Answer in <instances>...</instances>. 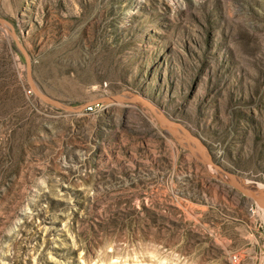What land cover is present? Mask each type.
<instances>
[{
  "label": "rangeland",
  "instance_id": "1",
  "mask_svg": "<svg viewBox=\"0 0 264 264\" xmlns=\"http://www.w3.org/2000/svg\"><path fill=\"white\" fill-rule=\"evenodd\" d=\"M181 127L264 185V0H0V264H264Z\"/></svg>",
  "mask_w": 264,
  "mask_h": 264
},
{
  "label": "water",
  "instance_id": "2",
  "mask_svg": "<svg viewBox=\"0 0 264 264\" xmlns=\"http://www.w3.org/2000/svg\"><path fill=\"white\" fill-rule=\"evenodd\" d=\"M25 58L27 61V73L28 76L30 77L31 75V63L30 60L27 56L26 51L20 47ZM36 92L44 99H46L47 101H49L52 105L56 106L57 108L65 111V112H69V113H78L81 112L83 109H85L87 107V104H82V105H78V106H71V105H67L64 104L62 102H60L57 99L51 98L50 96H47L45 94H42L40 92L37 91V89H35ZM110 99H113L115 101H119V96L117 97H112ZM138 99V98H136ZM128 101H133V98H130ZM145 105L149 106L150 110L161 120L165 121V119L160 116V114L151 106L149 105L147 102H145ZM167 121V120H166ZM182 130H184L186 137L184 138L186 140L187 143V148L188 150L196 157H198L206 166H210L212 169H214L218 175H220L224 181H226L231 187L235 188L236 190H238L239 192H241L243 195H245L249 200H251L253 203H255L258 207H260L262 210H264V189L258 190L256 189L255 185H247V184H240L236 178L233 176L232 173L228 172L227 170H225L224 168H222L220 165L211 162V159L208 155L203 154L201 152V150L197 147L196 143L193 140V136L190 134V132L181 127ZM255 188V189H254Z\"/></svg>",
  "mask_w": 264,
  "mask_h": 264
},
{
  "label": "bare ground",
  "instance_id": "3",
  "mask_svg": "<svg viewBox=\"0 0 264 264\" xmlns=\"http://www.w3.org/2000/svg\"><path fill=\"white\" fill-rule=\"evenodd\" d=\"M240 184H242V185H244L245 183L244 182H241L240 180L241 179H236ZM255 184V186H253V187H255L256 189H258V190H260L261 191V189H264V185H262V184H260V183H254ZM254 188V189H255Z\"/></svg>",
  "mask_w": 264,
  "mask_h": 264
}]
</instances>
